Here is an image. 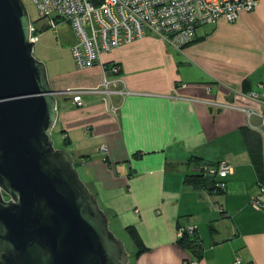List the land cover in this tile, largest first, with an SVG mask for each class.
<instances>
[{
    "label": "crops",
    "instance_id": "crops-1",
    "mask_svg": "<svg viewBox=\"0 0 264 264\" xmlns=\"http://www.w3.org/2000/svg\"><path fill=\"white\" fill-rule=\"evenodd\" d=\"M258 1L234 22L198 27L180 50L157 33L114 49L104 60L121 67L108 78L123 94L107 100L103 92L85 91L101 87L103 67L76 68L70 25L65 61L44 59L54 90L83 89V106L73 94L57 96L59 147L71 153L110 223L135 228L143 240L145 251L137 255L135 246L129 264H184L186 258L264 264V210L251 205L264 165L254 161L243 134L250 127L246 109L263 108L246 95L264 92V0ZM252 123L260 126L261 119L253 116ZM222 160L233 166L225 190L186 182L200 163ZM188 225L196 226L200 258L177 237Z\"/></svg>",
    "mask_w": 264,
    "mask_h": 264
},
{
    "label": "water",
    "instance_id": "water-1",
    "mask_svg": "<svg viewBox=\"0 0 264 264\" xmlns=\"http://www.w3.org/2000/svg\"><path fill=\"white\" fill-rule=\"evenodd\" d=\"M23 0H0V264H129L130 253L52 138L57 96Z\"/></svg>",
    "mask_w": 264,
    "mask_h": 264
},
{
    "label": "built area",
    "instance_id": "built-area-1",
    "mask_svg": "<svg viewBox=\"0 0 264 264\" xmlns=\"http://www.w3.org/2000/svg\"><path fill=\"white\" fill-rule=\"evenodd\" d=\"M42 18L52 27L63 22L69 23L76 41L71 47L76 68L86 70L99 64L103 67V81L100 88L85 91L103 92L105 99L113 94H123L115 89V80L108 78L109 72L119 74L121 67L117 64H106L104 57L123 44L144 39L150 33L159 34L164 40L180 50L194 41L198 27L214 25L221 19L234 22L241 11H252L258 0H35ZM38 28L31 21V40L37 42ZM264 89V82L259 85ZM83 89L66 88L64 93L73 94V101L79 106ZM75 93V94H74ZM258 101L263 108L246 109L248 124L262 133L264 152V92L251 91L246 94ZM116 112L117 108L112 109ZM261 119V125L252 123V117ZM100 151L107 152L103 145ZM233 171L227 160L217 164L200 163L196 172L205 176L212 175L218 179L216 186L225 190L226 178ZM259 193L252 198L251 205L255 210H264V181L260 182ZM197 231L196 226H181L177 237ZM184 264H199L197 259H184ZM241 262L240 260L237 261Z\"/></svg>",
    "mask_w": 264,
    "mask_h": 264
},
{
    "label": "rangeland",
    "instance_id": "rangeland-1",
    "mask_svg": "<svg viewBox=\"0 0 264 264\" xmlns=\"http://www.w3.org/2000/svg\"><path fill=\"white\" fill-rule=\"evenodd\" d=\"M25 2L26 8L28 12H30V17L31 21L33 24L36 25L38 28L36 36L38 37V40L35 44V49H34V55L36 58L40 59L41 61L43 60L48 67L47 61L49 60H44V59H53L55 57L60 58L61 57V62L65 61L66 58L62 57L65 55L66 51L64 52V48L67 47V42L66 39L71 36V30L70 26L67 23L61 24L58 27H51L47 22V19L42 18L41 13L38 11L37 4L35 3V0H23ZM67 63L68 59L66 60ZM50 65V64H49ZM50 73V68L48 69V74ZM62 135L61 133L57 130L54 129L52 133V138L54 139V144L55 147L60 148L59 146L62 144L61 143V138ZM77 168V167H76ZM79 169V168H78ZM82 177H84L83 174H81ZM110 228L112 231L115 233L117 238L122 239L125 246L126 250L129 253H133L135 251V242L129 235L125 229L122 228H117L114 223H110ZM133 257L130 258V260Z\"/></svg>",
    "mask_w": 264,
    "mask_h": 264
},
{
    "label": "trees",
    "instance_id": "trees-1",
    "mask_svg": "<svg viewBox=\"0 0 264 264\" xmlns=\"http://www.w3.org/2000/svg\"><path fill=\"white\" fill-rule=\"evenodd\" d=\"M244 139L247 143L249 152L252 155V158L257 164L264 165V152H263V141L262 133L257 129H252L248 126L243 128ZM186 182L192 185L194 188H204L209 191L221 192L223 189H219L216 186L218 179L212 175L205 176L201 172H196L191 175H186ZM127 231L131 238L134 240L137 247V255L142 254L145 251V246L143 240L140 239V236L135 228L127 227ZM185 238L180 239L184 248L191 249L193 253L200 258L201 256V247L199 237L196 235V232L193 234H188L184 236Z\"/></svg>",
    "mask_w": 264,
    "mask_h": 264
}]
</instances>
